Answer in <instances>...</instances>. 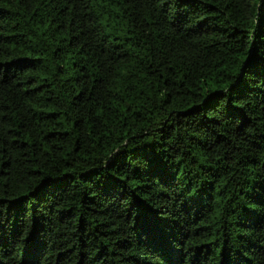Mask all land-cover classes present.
I'll return each instance as SVG.
<instances>
[{
  "label": "trees",
  "instance_id": "16d2710c",
  "mask_svg": "<svg viewBox=\"0 0 264 264\" xmlns=\"http://www.w3.org/2000/svg\"><path fill=\"white\" fill-rule=\"evenodd\" d=\"M0 264H264V0H0Z\"/></svg>",
  "mask_w": 264,
  "mask_h": 264
}]
</instances>
